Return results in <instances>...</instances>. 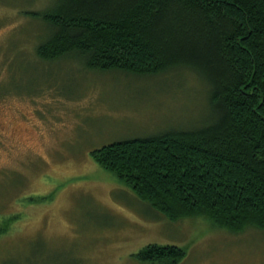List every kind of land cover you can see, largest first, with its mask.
Masks as SVG:
<instances>
[{
	"label": "rangeland",
	"instance_id": "obj_1",
	"mask_svg": "<svg viewBox=\"0 0 264 264\" xmlns=\"http://www.w3.org/2000/svg\"><path fill=\"white\" fill-rule=\"evenodd\" d=\"M47 1L0 0V264H142L136 254L149 244L184 248L179 264H264V230L169 220L92 156L205 120L198 75L155 80L44 61L35 50L44 27L21 11Z\"/></svg>",
	"mask_w": 264,
	"mask_h": 264
},
{
	"label": "trees",
	"instance_id": "obj_2",
	"mask_svg": "<svg viewBox=\"0 0 264 264\" xmlns=\"http://www.w3.org/2000/svg\"><path fill=\"white\" fill-rule=\"evenodd\" d=\"M21 13L44 27L35 44L44 61L76 58L91 70L155 80L195 72L205 120L92 156L169 220L205 216L232 233L264 230V0H48ZM185 256L158 244L136 254L142 264Z\"/></svg>",
	"mask_w": 264,
	"mask_h": 264
}]
</instances>
